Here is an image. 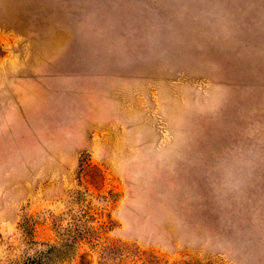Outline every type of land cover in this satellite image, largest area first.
<instances>
[{
    "label": "rangeland",
    "instance_id": "rangeland-1",
    "mask_svg": "<svg viewBox=\"0 0 264 264\" xmlns=\"http://www.w3.org/2000/svg\"><path fill=\"white\" fill-rule=\"evenodd\" d=\"M264 264V0H0V264Z\"/></svg>",
    "mask_w": 264,
    "mask_h": 264
},
{
    "label": "trees",
    "instance_id": "trees-1",
    "mask_svg": "<svg viewBox=\"0 0 264 264\" xmlns=\"http://www.w3.org/2000/svg\"><path fill=\"white\" fill-rule=\"evenodd\" d=\"M23 264H42V260H38V261H32V260H27L25 262H23Z\"/></svg>",
    "mask_w": 264,
    "mask_h": 264
}]
</instances>
